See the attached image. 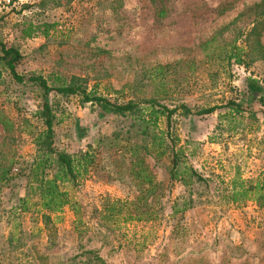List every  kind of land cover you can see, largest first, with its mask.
Wrapping results in <instances>:
<instances>
[{"label": "rangeland", "instance_id": "1", "mask_svg": "<svg viewBox=\"0 0 264 264\" xmlns=\"http://www.w3.org/2000/svg\"><path fill=\"white\" fill-rule=\"evenodd\" d=\"M261 1L0 0V40L21 53L17 71L25 81L70 83L122 104L156 100L170 109L200 110L246 99L247 78L264 86V30L261 51L246 41L253 6ZM29 23L55 29L23 40ZM233 42L244 52V65L226 59ZM41 94L5 73L0 79V120L8 124L7 130L0 124V166L12 162L17 175L0 194V264H264V210L250 201L230 204L224 192L233 178L250 185L264 171L260 114H176L169 134L207 183L170 181L169 158L154 153L145 163L155 193L146 204L122 210L123 216L139 209L152 217L125 221L121 215L104 223L100 212L107 201H136L143 193L141 180L127 171L125 141L135 135L133 118L102 115L80 97L50 96L55 148L71 155L89 150L96 160L78 185H61L71 206L48 214L23 178L45 130L36 114ZM159 128L167 131L164 120ZM24 198L25 211L19 203ZM174 204L190 208L172 215Z\"/></svg>", "mask_w": 264, "mask_h": 264}, {"label": "trees", "instance_id": "2", "mask_svg": "<svg viewBox=\"0 0 264 264\" xmlns=\"http://www.w3.org/2000/svg\"><path fill=\"white\" fill-rule=\"evenodd\" d=\"M156 6L158 17L162 18L166 15V11ZM159 9V10H158ZM253 20L251 21L246 41H252V46L261 51L259 41L260 33L264 30V0L253 6ZM55 29V25L42 24V26H34L33 24H24L21 30L20 38L30 39L38 33L48 36L50 30ZM242 33L239 32V36ZM208 43L203 44L206 47ZM204 47V49H205ZM229 54H226L227 61H234L237 65H244V52L235 46L234 42L228 46ZM259 57H262L260 52ZM22 55L15 46H7L0 40V79L3 74H7L10 79L18 85L25 82L36 85L41 90V103L37 106V116L45 127L42 134L35 139V156L33 162L28 166L27 172L24 174L26 187L31 192L38 194V205L42 211L48 214H57L65 206H71L69 195L61 189V185L70 183L73 186L78 185L89 169L95 164V154L89 150L78 154H67L59 152L55 148L54 122L56 121L55 106L50 102V96L57 95L59 97H80L83 104H94L101 111L102 115L111 114L120 117H131L133 123L130 126L135 128L136 132L132 138L136 141L132 142L130 137L126 146V152L130 155L129 166L127 171L130 174L141 180L142 190L141 198L136 201L113 200L107 201L103 210L100 212V219L104 223H110L116 217L123 216V207L136 206L140 202H144L150 195L155 193L157 185L153 180L152 174L148 171L145 160L147 156H156L157 159H162L164 156L170 160V168L168 175L170 181L181 183L182 186L188 187L192 184H206L205 180L196 170L188 163L184 156L183 148L178 147L179 140L173 138L169 134L170 123L176 114H181L185 117H204L214 114L217 110L226 109L228 116L240 115L248 113L252 117L258 114L261 116L262 125L264 127V86L252 78L246 79V91L248 97L242 100H230L223 106H213L206 109L193 110L185 105H180L170 109L156 100H147L140 102H127L125 104L112 102L95 93L87 92L81 87H75L69 84L61 86H49L47 81L42 77H30L25 81V78L18 74V67L21 65ZM257 107V112L254 108ZM164 120L167 131L160 130L159 124ZM0 124L7 130L8 124L5 120H0ZM129 134V133H127ZM135 158V159H134ZM138 169L135 171V169ZM12 162L9 166H0V194L6 187L15 181V177L11 174ZM159 186V185H158ZM225 198L230 204H245L248 201L255 203L258 207L264 210V171L260 178L254 184H246L238 177L233 178L224 189ZM26 199L19 201L22 210L25 211L24 204ZM146 204V200L144 202ZM73 207V205H72ZM138 207V206H136ZM190 206L185 205L179 207L174 204L172 207V215L182 214ZM139 210V209H138ZM136 210L134 216L131 213L124 215L127 217L125 221L140 220L143 217H152L148 213H140ZM74 212H76L74 210ZM131 212V211H130ZM44 221L48 220L47 216H43Z\"/></svg>", "mask_w": 264, "mask_h": 264}, {"label": "built area", "instance_id": "3", "mask_svg": "<svg viewBox=\"0 0 264 264\" xmlns=\"http://www.w3.org/2000/svg\"><path fill=\"white\" fill-rule=\"evenodd\" d=\"M7 2L10 3L9 0H7Z\"/></svg>", "mask_w": 264, "mask_h": 264}]
</instances>
